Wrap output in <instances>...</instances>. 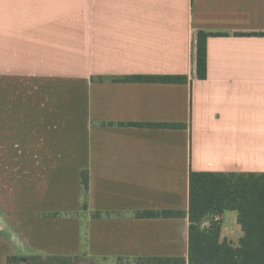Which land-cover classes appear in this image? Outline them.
Here are the masks:
<instances>
[{
    "label": "crops",
    "instance_id": "0c3cea01",
    "mask_svg": "<svg viewBox=\"0 0 264 264\" xmlns=\"http://www.w3.org/2000/svg\"><path fill=\"white\" fill-rule=\"evenodd\" d=\"M190 172L264 177V0H0V264L186 259Z\"/></svg>",
    "mask_w": 264,
    "mask_h": 264
},
{
    "label": "trees",
    "instance_id": "16d2710c",
    "mask_svg": "<svg viewBox=\"0 0 264 264\" xmlns=\"http://www.w3.org/2000/svg\"><path fill=\"white\" fill-rule=\"evenodd\" d=\"M212 34H197L195 71L199 80L206 78V41ZM116 81L184 83V76H133ZM84 190L88 176L81 174ZM188 255L187 258H144L142 264H264V177L250 174L190 172L188 177ZM235 211L243 237L236 244L220 240V224L213 221L201 228L207 215L220 216ZM185 216L178 212H148L138 217ZM29 264H75L76 257L27 258Z\"/></svg>",
    "mask_w": 264,
    "mask_h": 264
},
{
    "label": "built area",
    "instance_id": "2783aa9c",
    "mask_svg": "<svg viewBox=\"0 0 264 264\" xmlns=\"http://www.w3.org/2000/svg\"><path fill=\"white\" fill-rule=\"evenodd\" d=\"M217 220V219H216Z\"/></svg>",
    "mask_w": 264,
    "mask_h": 264
},
{
    "label": "water",
    "instance_id": "95a60500",
    "mask_svg": "<svg viewBox=\"0 0 264 264\" xmlns=\"http://www.w3.org/2000/svg\"><path fill=\"white\" fill-rule=\"evenodd\" d=\"M24 261V260H23Z\"/></svg>",
    "mask_w": 264,
    "mask_h": 264
}]
</instances>
